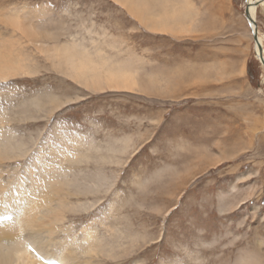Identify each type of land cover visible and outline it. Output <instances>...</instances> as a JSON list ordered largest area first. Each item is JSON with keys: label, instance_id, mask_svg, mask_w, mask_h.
<instances>
[{"label": "rangeland", "instance_id": "374dc122", "mask_svg": "<svg viewBox=\"0 0 264 264\" xmlns=\"http://www.w3.org/2000/svg\"><path fill=\"white\" fill-rule=\"evenodd\" d=\"M252 1L168 0L177 26L165 32L145 28L115 0H106L101 21L122 18V31L94 17L84 22L71 3L53 13L43 0H0V63L27 72L0 78V140L9 139L0 184L4 193L21 184L33 200L47 194L41 205L50 202L20 218L7 200L0 217L25 221L15 236L65 211L62 230L41 238L55 247L68 241L78 264H264V67L245 16ZM254 8L264 46V3ZM6 16L26 32L7 26ZM31 26L47 31L50 48L73 46L111 65L94 67L102 79L109 69L135 76L136 85L98 89L65 75L30 40ZM118 64L124 72L113 70ZM68 85L83 103L64 128L51 121L66 99L52 91ZM57 171L78 180H58L63 197L53 203L58 196L36 183L56 181Z\"/></svg>", "mask_w": 264, "mask_h": 264}, {"label": "bare ground", "instance_id": "6f19581e", "mask_svg": "<svg viewBox=\"0 0 264 264\" xmlns=\"http://www.w3.org/2000/svg\"><path fill=\"white\" fill-rule=\"evenodd\" d=\"M115 1L119 2V4L125 5V7L128 8L127 12L129 11V13L135 19H139L145 28L151 31L175 32V27L177 26L176 11L173 5L171 7L170 14L166 11L168 3L165 4V2H168V0H164L163 2H161L160 0H115ZM256 2H261V0H254L247 4L249 7V15L250 17H252L253 20L255 19L254 17L255 8L253 5ZM183 15L186 17L187 13H183ZM3 21L7 26L12 25L14 29H17L21 33L26 32V30L25 31L23 30L22 22H19V19L16 23V21L14 20V18H12V16L11 17L6 16L5 20ZM249 27L251 30L252 27L250 25ZM28 34H30V36ZM28 34L27 35L30 38V40L36 44V47L39 46L40 50L43 53L49 54L47 56L53 62L57 63L56 67L60 71H62L65 75L73 74L76 76L79 74L85 83H88V85H91L92 87L98 89H102V85H105L110 89L114 88L117 90H130L133 89V87L136 85L133 79V77L135 78V76L132 75L131 77L126 73L114 74V72H111L109 69L106 72L105 77L102 79L100 76V69L99 68L95 69L94 67L99 66L100 68H106L111 65H107L108 63L105 62L107 66H104V64L101 62H97L95 60L91 61L89 59H91L92 57L89 59L85 58L87 54L84 55L83 57V54L80 53L78 50L76 52V49L73 46L71 47L68 45L65 46L55 45L54 49L50 48L49 46H46L47 44H45V42L47 40L48 41L51 40L52 38H50V35L47 34V31L45 30H42L41 32H37L32 27L29 29ZM256 34L258 37V42L262 47V56H264V46L258 34V31ZM254 53L257 56L258 52L255 44H254ZM93 56L95 55L93 54ZM58 65H60L61 68L58 67ZM7 66L3 67L0 63L1 79H7V77L12 76V73L14 74L27 73L26 69L19 62H16L13 67H9V66L7 67ZM112 66H114V64ZM118 66L120 65L118 64ZM121 67L122 66H120V68L116 67L117 69H113V70L117 72L118 71L124 72L125 69H122ZM7 146H9V139L5 141L0 140V156L2 154V151L5 150ZM55 176H56V181L55 179L52 178L42 181L40 183H36V186L38 188L41 189L49 188L51 193L58 196V199L56 201H53V203L59 202L63 197L59 191V187H62L63 184L60 183V181L58 180H69L70 177H73L74 180H78V177L75 176L74 174L69 175L68 173H64L61 171L55 172ZM21 183H23V181H21ZM73 186L78 187L79 185L74 184ZM17 187L18 190L12 189L4 193L3 186L0 184V198L4 199L5 194H7V200H10V203L13 206L19 208L18 211L20 213L19 215L20 218H22L24 215L31 214L32 211H37L50 203V202L47 203L45 206L40 204L42 200H46L47 198L46 193L43 192L40 193L35 198V200H33L32 199V197L34 196L33 193H29V191L26 188H24L21 184H18ZM7 202L9 203V201ZM60 206L61 208H65V209L71 208V205L66 203H62ZM40 214H46L47 216L50 214V211L49 209L45 208L40 212ZM64 214L65 211L63 213H60V215L58 216H55L53 214L54 217L50 218L47 224L42 223L39 224L37 227H34L33 229H26L25 233L20 236H15L14 233L20 226L25 224V221L19 218L17 221H12V222L10 221L0 224V236H4V238L0 237V264H43L41 260L36 258L28 251V249H26L27 244L38 245L39 247H36V249L45 257L46 261L59 260L60 264H78L75 251L69 248L68 241L62 242L61 245H65L64 247H55L48 241L55 233H58L59 230H62L64 225L63 219H67L64 216ZM32 230H36V231L39 230L40 234H33L31 236L27 235ZM66 232L67 231L65 230L64 233ZM42 234H47L48 240L44 241L41 238V236H43ZM85 237L87 238L86 242L94 239L93 234H89V235L86 234ZM76 251H80L78 254L91 255L95 253V251L92 250V247H76ZM86 263L91 264V262L89 261H87ZM79 264L81 263L79 262Z\"/></svg>", "mask_w": 264, "mask_h": 264}, {"label": "snow or ice", "instance_id": "6c2138e0", "mask_svg": "<svg viewBox=\"0 0 264 264\" xmlns=\"http://www.w3.org/2000/svg\"><path fill=\"white\" fill-rule=\"evenodd\" d=\"M71 3L77 9H79L82 14V18L84 22H87L91 18H95L97 22H103L106 26H108L112 30H123L125 27H128L127 22L122 18H108L106 20L101 21V14L104 12V5L106 0H43L42 7L45 10H51L53 13L62 12L66 5ZM261 3H264V0H261ZM256 8H259V4L255 5ZM70 12L71 9L69 8ZM55 18V17H53ZM130 43L137 40L138 37L135 36H125ZM262 63H264V56L260 57ZM8 85L5 84V87ZM53 95L60 96L62 99H66V103L64 104L63 110L60 114L55 117L51 123L56 124L60 121L61 126L66 128L68 121L71 119L68 114L76 113L78 109L82 106V99L77 100L74 97H83V93L79 92L77 89L68 86H60L59 88L54 87L52 91ZM60 117H64L63 120H60ZM10 204L7 202V194H5L3 202H0V209L8 210L10 208ZM6 219H12L10 215L5 217ZM175 244L170 242L169 248H174ZM49 264H60L59 260L50 261ZM164 264H167V261H164Z\"/></svg>", "mask_w": 264, "mask_h": 264}, {"label": "water", "instance_id": "95a60500", "mask_svg": "<svg viewBox=\"0 0 264 264\" xmlns=\"http://www.w3.org/2000/svg\"><path fill=\"white\" fill-rule=\"evenodd\" d=\"M260 3L261 2H256V3H254L253 6L255 7L256 4H260ZM245 16L247 18V21H248L249 25L252 27L251 28L252 38H253L254 44L257 47V52H258L256 57H257L258 61L260 62V64L264 67V63H262L261 60H260V57L262 56V47L260 46V44L258 42V37H257V34H256L257 31H256L255 20H253L252 17H250V15H249V7H248V5H247V7L245 9Z\"/></svg>", "mask_w": 264, "mask_h": 264}]
</instances>
